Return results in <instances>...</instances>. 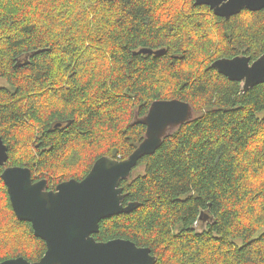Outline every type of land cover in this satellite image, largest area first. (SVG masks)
I'll return each mask as SVG.
<instances>
[{
    "label": "trees",
    "instance_id": "trees-1",
    "mask_svg": "<svg viewBox=\"0 0 264 264\" xmlns=\"http://www.w3.org/2000/svg\"><path fill=\"white\" fill-rule=\"evenodd\" d=\"M239 55H264V10L225 19L194 0H0V262L47 250L13 210L6 167L49 189L81 181L103 156L129 158L153 102L179 99L192 118L122 181L124 205H139L101 221L95 239L130 240L155 264H264V83L243 92L212 67Z\"/></svg>",
    "mask_w": 264,
    "mask_h": 264
},
{
    "label": "water",
    "instance_id": "water-1",
    "mask_svg": "<svg viewBox=\"0 0 264 264\" xmlns=\"http://www.w3.org/2000/svg\"><path fill=\"white\" fill-rule=\"evenodd\" d=\"M198 6H209L219 17L230 19L243 10H264V0H194ZM164 50L141 49L140 54H162ZM228 65H247L256 68L250 74L228 73L221 70ZM212 67L230 81L241 82L243 92L264 83V55L255 61L245 55L220 58ZM193 116L192 106L182 100H161L152 103L141 120L146 126L143 142L125 160L107 156L98 159L89 174L81 181L71 179L54 189L46 179L34 182L27 167H6L1 175L17 218L32 225L34 236L46 243V253L37 262L23 257L0 264H134L146 253L156 263V257L146 247H139L127 239L99 242L94 235L100 231L101 221L133 212L139 204L124 205L122 181L128 180L139 161L153 155L163 139ZM61 126V124H59ZM9 160V151L0 137V168Z\"/></svg>",
    "mask_w": 264,
    "mask_h": 264
},
{
    "label": "snow or ice",
    "instance_id": "snow-or-ice-1",
    "mask_svg": "<svg viewBox=\"0 0 264 264\" xmlns=\"http://www.w3.org/2000/svg\"><path fill=\"white\" fill-rule=\"evenodd\" d=\"M181 2H183V0H181ZM221 70L226 74L228 73L250 74L251 72H255L257 69L249 68L247 65H243V66L228 65V66H223ZM261 70L264 71V69ZM136 255L138 257H141V259L136 260L134 264H152V261L147 259L146 253H137Z\"/></svg>",
    "mask_w": 264,
    "mask_h": 264
},
{
    "label": "flooded vegetation",
    "instance_id": "flooded-vegetation-1",
    "mask_svg": "<svg viewBox=\"0 0 264 264\" xmlns=\"http://www.w3.org/2000/svg\"><path fill=\"white\" fill-rule=\"evenodd\" d=\"M243 11H244V10H243ZM243 11H242V12H243ZM213 12H214V11H213ZM214 14H215V13H214ZM216 16H217V15H216ZM221 18H224V17H221ZM225 19H226V18H225ZM42 180H43V179H42ZM34 182H35V181H34ZM48 188H49V187H48Z\"/></svg>",
    "mask_w": 264,
    "mask_h": 264
}]
</instances>
